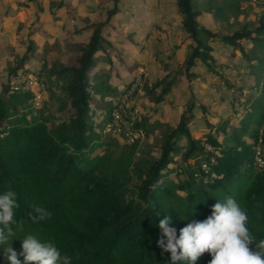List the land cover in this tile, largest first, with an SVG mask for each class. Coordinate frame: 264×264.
<instances>
[{
	"label": "trees",
	"instance_id": "obj_1",
	"mask_svg": "<svg viewBox=\"0 0 264 264\" xmlns=\"http://www.w3.org/2000/svg\"><path fill=\"white\" fill-rule=\"evenodd\" d=\"M252 1L175 0L191 41L184 60L187 77L193 76L189 70L198 61L211 69L213 60L208 40L215 34L201 26L198 17L207 13L227 22L244 12L243 3ZM119 11L118 0H113L104 21L88 24L91 35L79 53L50 72L62 82L54 113L33 108L34 94L14 90L10 83L0 95V193H16L15 218L22 223V231L14 228L8 244L0 245V264H8L3 247L11 244L19 254L28 234L53 242L62 255L71 257V264H172L171 253L162 252L156 242L159 220L171 216L170 227L178 238L181 228L206 219L217 200L226 197L247 212V227L255 239L250 249L255 251L256 242L264 239V165H255L258 149L264 160V10L253 30L244 27L222 37L248 62L255 94L243 99L241 111L232 104L231 117L208 123V131L199 136L190 129L194 114L189 103L175 126H166L155 156L138 143L121 146L104 133L136 70L127 67L130 76L125 82L118 79L122 88L117 90L118 83H110L112 72L97 69L99 53L110 45L103 30ZM37 53L29 41L10 73L27 72L25 63ZM34 73L42 77L41 71ZM172 84L162 78L145 95L160 103ZM59 112L65 119L57 117ZM238 112L241 119L235 120ZM149 116H141L139 125L145 128ZM34 207L51 216L33 220ZM211 258L205 252L194 264H209Z\"/></svg>",
	"mask_w": 264,
	"mask_h": 264
},
{
	"label": "rangeland",
	"instance_id": "obj_2",
	"mask_svg": "<svg viewBox=\"0 0 264 264\" xmlns=\"http://www.w3.org/2000/svg\"><path fill=\"white\" fill-rule=\"evenodd\" d=\"M118 5L119 13L103 30L110 45L99 53L97 69L112 72L110 83H118L117 90L130 76L127 67H136L131 75L141 72L142 92L129 100L130 105L140 108L141 116L150 114L139 149L155 156L166 126H175L189 103L194 114L190 129L193 136H199L208 131V123L231 117L232 104L241 111L243 99L255 94L256 82L248 62L222 37L244 27L253 30L264 10L261 0L243 3L244 12L227 22L207 13L198 17V23L215 34L208 40L213 60H209L211 69L198 61L189 70L191 77L186 76L184 68L191 41L182 27L175 0H118ZM112 7L113 0H0V95L10 83L34 94L33 108L54 113L62 82L50 72L79 53V46L86 44L91 35L88 24L104 21ZM29 41L34 42L38 53L25 63L27 72L12 75L10 70ZM242 45L250 46L245 41ZM32 71H41L42 77ZM165 77L166 81L173 80L171 91L155 103L153 97L145 95L146 90ZM159 92L160 87L155 90ZM57 117L65 119L66 114L59 112ZM234 119H241L240 112Z\"/></svg>",
	"mask_w": 264,
	"mask_h": 264
},
{
	"label": "clouds",
	"instance_id": "obj_3",
	"mask_svg": "<svg viewBox=\"0 0 264 264\" xmlns=\"http://www.w3.org/2000/svg\"><path fill=\"white\" fill-rule=\"evenodd\" d=\"M19 207L16 193L8 190L0 193V245L8 244L15 235L14 228L22 223L15 218ZM51 213L40 207L33 208V220H44ZM247 212L232 197L218 201L211 208V215L203 221H192L177 230L170 227L172 217L165 216L158 222L157 245L162 252L171 253L172 264L194 262L205 252L211 255L209 264H264V239L256 242V250L249 245L255 241L247 227ZM22 251L18 254L11 244L3 247L8 264H71V257L62 255L50 241H41L34 235L23 236ZM166 238V240H165ZM23 257V261L18 258Z\"/></svg>",
	"mask_w": 264,
	"mask_h": 264
},
{
	"label": "built area",
	"instance_id": "obj_4",
	"mask_svg": "<svg viewBox=\"0 0 264 264\" xmlns=\"http://www.w3.org/2000/svg\"><path fill=\"white\" fill-rule=\"evenodd\" d=\"M12 89L16 90L18 87L12 86ZM142 89V74L138 71L134 74L131 87L117 103L111 113L110 121L105 126L104 133L109 137L123 141L128 145L140 143L145 138V129L139 125L141 110L137 105L129 104V100L140 94ZM255 165L257 167L264 165L259 149L256 152Z\"/></svg>",
	"mask_w": 264,
	"mask_h": 264
}]
</instances>
